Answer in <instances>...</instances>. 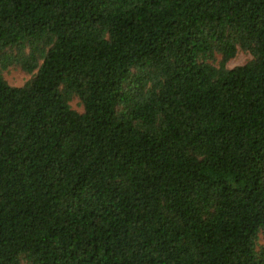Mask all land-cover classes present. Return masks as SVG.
Returning <instances> with one entry per match:
<instances>
[{
  "label": "trees",
  "instance_id": "trees-1",
  "mask_svg": "<svg viewBox=\"0 0 264 264\" xmlns=\"http://www.w3.org/2000/svg\"><path fill=\"white\" fill-rule=\"evenodd\" d=\"M0 264H264V0H0Z\"/></svg>",
  "mask_w": 264,
  "mask_h": 264
},
{
  "label": "rangeland",
  "instance_id": "rangeland-1",
  "mask_svg": "<svg viewBox=\"0 0 264 264\" xmlns=\"http://www.w3.org/2000/svg\"><path fill=\"white\" fill-rule=\"evenodd\" d=\"M249 58V54L244 52H239L236 57L232 58L227 65L229 67L240 65L244 63ZM7 82L11 85H20L23 83L24 80L28 78V75L22 72L21 70L11 69L4 74ZM76 100L73 101V103Z\"/></svg>",
  "mask_w": 264,
  "mask_h": 264
}]
</instances>
